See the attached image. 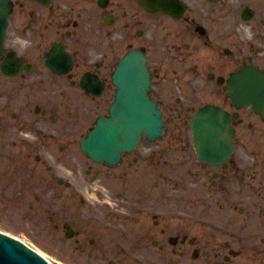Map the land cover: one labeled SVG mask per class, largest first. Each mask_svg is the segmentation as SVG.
Returning <instances> with one entry per match:
<instances>
[{
	"label": "flooded vegetation",
	"instance_id": "af4514ba",
	"mask_svg": "<svg viewBox=\"0 0 264 264\" xmlns=\"http://www.w3.org/2000/svg\"><path fill=\"white\" fill-rule=\"evenodd\" d=\"M7 2L11 8L0 66L13 59L21 70L13 77L0 71V157L10 160L6 153L10 149L37 147L38 133L48 134L42 145L64 141L73 110L69 102L83 96L98 105L110 100L112 70L124 53L137 48L146 56L152 81L158 82L159 90L153 82L152 96L161 105L168 102L172 117L186 118L205 94L214 97L206 101L218 102L235 115L231 117L234 150L228 159L213 165L196 158L186 127L181 130L176 122L172 139L179 158L170 166L176 171L180 229L175 233V248L169 249L168 238L152 239L151 244L171 250V258L186 256L190 246L197 252L193 259L206 257L207 264H264V138L258 139L264 123L248 106L236 110L225 89L231 70L245 63L264 69V0H161L160 10L148 9L141 0H0V11H7ZM245 7L251 10L249 20L245 18L248 11L243 13ZM54 45L71 54L73 64L66 74H54L45 64L44 55ZM85 72L103 86L102 92L92 94L80 88ZM21 135L29 141H21ZM143 149L125 158L112 175L130 181V168L142 165L146 171L154 168L162 179L167 160L150 159L156 149ZM126 200L125 235L130 237V199ZM94 218L109 223L121 216L115 210L82 214L78 234ZM153 218L157 226L159 220ZM204 227L210 229L212 242L228 247L226 252L214 247L210 253H199L200 239L187 229ZM158 231L163 234L166 227ZM85 236L80 242L84 250ZM122 239L130 245V238ZM103 257L106 262L116 258L112 254Z\"/></svg>",
	"mask_w": 264,
	"mask_h": 264
},
{
	"label": "rangeland",
	"instance_id": "374dc122",
	"mask_svg": "<svg viewBox=\"0 0 264 264\" xmlns=\"http://www.w3.org/2000/svg\"><path fill=\"white\" fill-rule=\"evenodd\" d=\"M157 89L159 90L158 82ZM202 97H204L205 100L214 98L208 94H205ZM166 100H168V97ZM90 103L91 102H85L84 104L89 105ZM162 104V107L166 112V131L168 133L166 132L167 135L160 140L159 144L154 146V149L156 150L151 153L150 159L158 160L160 157L161 159L167 160L165 175L162 179H159L158 173L154 168L149 167V171H146L142 165L136 167V169L140 171L131 172L130 170V203L135 202V205L137 208H141L140 210H142L143 214H145V212L150 213L148 216L141 214L139 219H132V214L134 212L130 216V248L133 249L131 252H134V254L141 258V261L134 260L130 256V258H132L130 259V264H147L150 261L161 263L162 258L164 259V264H176V262H174L176 259L179 262L188 261V263L195 262L196 264H207L206 261L208 259L206 257L200 256L197 261L192 259V249L189 246H187L188 251L184 252L187 254L186 256L171 258L174 256L171 253V250H162L159 246H152L151 244L152 239L159 240L161 238H167L169 235H175L177 230L180 229L176 219V207L179 201L174 194L176 187V171L170 166V164H175L179 158L175 149V140L172 139L176 135V118L171 116L168 102L164 101ZM92 114L91 108L86 106L83 121H88ZM181 119H178V123L180 125L179 129L182 130L186 125L182 124ZM86 124L78 125V132H82ZM186 129L189 134L187 127ZM261 138L262 134L260 133L258 139L261 140ZM70 147L72 149H67V152L62 154L65 156L68 155L69 158L73 154L75 156L81 155L76 142L70 145ZM35 165L38 172L29 174L28 179L25 178L23 174L22 178L15 180V182L10 179H5L7 182L6 186L12 183H19L22 191L20 194L17 193L16 195H11L8 191L3 192L0 190V228L34 244L55 264H102V261H94L92 257V252H94L93 249H88V253H83L79 250L75 242L77 236L75 238L65 237L62 224H59L56 227L50 221L52 216L51 203L61 207L60 211L64 212V215L66 214V211H78V208L80 207L79 205L82 204L79 203L77 197H74V199L69 198L68 195L72 188H66L57 182L51 181L49 172H47L45 166L41 163ZM68 165H70V163ZM77 171L82 172L81 174H78L75 179L77 185L80 184L83 187L85 186L91 191V199L93 201L96 199L99 206H102L100 203L101 197L94 194V192L97 191L96 189L100 188L104 190L107 194L106 198H108V196L115 193L119 188V186L116 185L117 183L112 182L111 178L106 175L101 180H99L100 177H96L92 180V175L90 174L88 176L85 167L83 169L79 168ZM154 176L158 179H155ZM5 180H0V187H3ZM63 194L67 197L64 201L61 198ZM198 200L200 202V198ZM180 201L185 202V200ZM146 202H148V204H146ZM198 206V208H202L199 203ZM130 209L135 208L130 206ZM152 214H157L158 217L161 218L158 219L157 226L153 223ZM73 224L76 226L77 222L73 220ZM140 224H143V226H139ZM162 226L166 227V231L163 234H159L158 228H161ZM187 231L190 235L195 234L198 236L200 244L202 245L201 248L206 249V251L218 247L222 252H226L228 248L227 246L219 245L210 240L212 233L209 228H193L187 229ZM98 232L100 234L102 232L105 234L111 233L109 230L96 228L91 231V234H96ZM217 237L221 239L219 233ZM139 238L142 239L140 244L137 242V239ZM88 254L91 256V260L87 258Z\"/></svg>",
	"mask_w": 264,
	"mask_h": 264
},
{
	"label": "water",
	"instance_id": "95a60500",
	"mask_svg": "<svg viewBox=\"0 0 264 264\" xmlns=\"http://www.w3.org/2000/svg\"><path fill=\"white\" fill-rule=\"evenodd\" d=\"M1 36V32H0ZM130 62V66L129 63ZM149 71L144 65L143 56L131 51L123 57L114 73L118 92L110 107V118H100L98 125L82 141V148L93 157L113 160L118 150L134 147L146 133L148 139L161 134L163 124L156 102L150 99ZM245 78V82L239 79ZM231 96L237 103H251L264 118V73L256 68L241 69L231 73ZM228 115L225 110L207 104L193 117L192 127L199 157L219 159L229 147H224ZM223 147H220V146ZM0 264H47L21 243L0 234Z\"/></svg>",
	"mask_w": 264,
	"mask_h": 264
}]
</instances>
